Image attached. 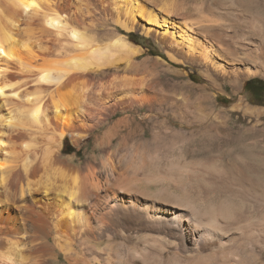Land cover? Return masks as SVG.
<instances>
[{
	"label": "rangeland",
	"instance_id": "rangeland-1",
	"mask_svg": "<svg viewBox=\"0 0 264 264\" xmlns=\"http://www.w3.org/2000/svg\"><path fill=\"white\" fill-rule=\"evenodd\" d=\"M168 1L179 17L206 20L209 28L198 37L219 46L221 68L174 51L152 34L122 30L140 50L136 58L116 52L112 61L100 62L102 76L89 71L62 88L77 94L92 84L118 95L115 103L102 101L112 107L103 116L114 115L78 142L66 137L62 156L73 157V164L103 162L102 173L111 162L115 191L124 200H154L163 210L160 225L119 207L109 255L105 237L92 240V249L73 241L68 259L50 238V264H108L105 256L111 264H264V100L244 88L250 79L264 82V0ZM88 28L100 42L116 32L100 21ZM122 117L146 138L157 136L164 149L157 154L152 145L143 159L134 143L119 145V134L112 145H101Z\"/></svg>",
	"mask_w": 264,
	"mask_h": 264
},
{
	"label": "bare ground",
	"instance_id": "bare-ground-1",
	"mask_svg": "<svg viewBox=\"0 0 264 264\" xmlns=\"http://www.w3.org/2000/svg\"><path fill=\"white\" fill-rule=\"evenodd\" d=\"M175 10L168 0H0V264H50V238L67 258L73 241L92 249V240L105 237L109 255L119 207L160 225L163 210L154 200H124L115 191L111 162L102 173L103 162L73 164V157L62 156L66 137L78 142L114 115L111 110L103 116L112 107L102 101L115 103L118 95L93 90L92 84L77 94L62 88L89 71L102 76L100 62L112 61L116 52L136 58L140 50L122 30L152 34L174 51L221 68L219 46L198 37L209 28L202 24L206 20L190 13L179 17ZM94 21L116 32L100 42L88 28ZM117 134L119 145L134 143L143 159L150 146L157 154L165 146L157 136L146 138L127 117L113 122L100 144L112 145Z\"/></svg>",
	"mask_w": 264,
	"mask_h": 264
},
{
	"label": "trees",
	"instance_id": "trees-1",
	"mask_svg": "<svg viewBox=\"0 0 264 264\" xmlns=\"http://www.w3.org/2000/svg\"><path fill=\"white\" fill-rule=\"evenodd\" d=\"M247 90L256 101L262 103L264 100V82L260 79H250L245 84Z\"/></svg>",
	"mask_w": 264,
	"mask_h": 264
}]
</instances>
